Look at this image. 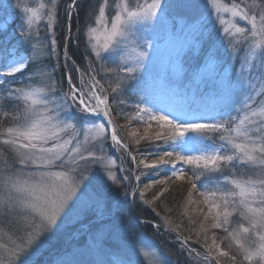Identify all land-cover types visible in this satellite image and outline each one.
<instances>
[{
    "label": "snow or ice",
    "instance_id": "1",
    "mask_svg": "<svg viewBox=\"0 0 264 264\" xmlns=\"http://www.w3.org/2000/svg\"><path fill=\"white\" fill-rule=\"evenodd\" d=\"M109 0H103L99 6L96 18V28L88 27L85 33L89 42L93 34L102 27L106 36L102 48L97 44L91 45L92 53L98 60L107 61L101 67L105 75L114 78V84L108 88L112 94H122L128 80H135V90L140 95V103L135 105V115L132 119L142 123L146 129H151L155 122L159 131L151 137L142 139L149 141V147L159 151H148L140 159L139 164L145 169L163 170L170 172L167 180L173 178L182 180L188 177V169L178 167V164L187 165L191 169H200L199 173L193 171V177L199 180L205 173H221L225 168L235 172L238 165H259L264 168V121L257 122L252 119L255 116L264 117V107L253 110L256 96L264 95V0L256 3L253 7L256 13L249 14V10L241 7L236 0L225 3L224 0H205L209 11L207 16L200 10L197 0H135L130 6V0H118L114 4L115 15L109 20L106 16V8ZM78 0H72L68 5V18L71 19L73 9L78 7ZM8 7V6H5ZM16 7L22 12L24 22L21 26L20 37L28 40L33 51L30 56H18L15 50L4 49L0 46V86L5 95L0 96V119H11L14 123L0 132V156L5 152L13 154L11 163L5 158L0 167V218L19 217L26 223L17 230L18 234L9 235L12 247L0 243V249H6L7 255L0 257V264H32V257L43 243L42 237L53 228H59L58 219L61 213L64 218H70L76 208L73 197L80 190V183L84 179L78 172L81 161L97 163L103 171L98 176L101 187L111 181L112 185H119L121 179L112 171L115 162L103 155V138L107 135L104 124H95L96 119L106 120L111 128V140L121 148H127L117 135L116 125L113 121V108L109 105L108 97L101 95L106 89L104 85L91 77L92 83L89 91L84 92L72 83V78L67 77L69 90L61 93L53 86L50 78L46 82L27 88H7L16 74L23 73L29 63H36L43 55V46L39 40L32 44L34 24L44 20L46 27L53 28L56 17L58 0H49V3L41 2L39 10H43V16L38 14L35 7ZM223 13H230L232 17H238L241 21L250 24V31L245 27L238 26L225 20ZM215 16V21L221 27L219 31L232 49L239 51L237 45L249 42L247 53L241 59V64L250 65L251 69L245 74L241 70L233 80L222 78L219 84L221 94L228 97L233 103H241L239 97H243L241 108L235 109L236 116L230 112H221L223 117L214 123H199L196 111L190 107L161 104L156 94V86L147 73L145 61L150 59L149 50L154 49L155 42L147 36L136 37V26L140 24L160 23L166 25L170 18L180 17L186 22L187 28L192 32L204 29L207 17ZM259 17V19L257 18ZM227 25V26H225ZM7 22H0V31H6ZM69 38L71 25L68 27ZM247 33V34H246ZM38 35V30H37ZM140 39L143 43H140ZM52 47L49 49L55 53L56 39H51ZM106 53L107 56L102 55ZM65 59H71L67 50L64 52ZM207 60L213 64L214 54L209 50ZM111 66H108V65ZM144 69L145 76H137L138 71ZM40 75L43 70L36 69ZM31 80V77H29ZM99 89V91H97ZM7 102L12 104L15 111L6 110ZM124 104L123 100L118 101ZM143 104V107L141 106ZM167 113V114H164ZM120 113H117L119 115ZM171 117V118H170ZM259 123V127H249ZM85 124H91L97 128V138L101 145L96 151L85 150L79 135L84 134V142H90L88 134L84 130ZM76 136L64 139V135L75 131ZM259 132L260 135H253ZM196 134L195 136L188 135ZM207 133H220L219 139L223 142L216 145L206 141L212 140ZM135 135V134H134ZM153 141L159 143H153ZM195 144L194 148L186 147L189 142ZM75 142V146L72 147ZM139 143V140L136 141ZM97 152L101 154H97ZM78 157V159H77ZM136 160V157H132ZM150 161V163H146ZM53 169H59L53 171ZM139 179V177H137ZM164 183L163 180H154L152 184ZM192 189L197 190L203 198V203L209 205V213L212 214L213 222L211 229H223L228 237L237 245L239 254L248 264H264V178L235 179L224 176L223 181L216 182L215 190H199L192 178H189ZM152 184L145 185V190L150 189ZM223 185H231L235 191L227 190ZM82 192V190H81ZM144 191H140V198H144ZM259 194L260 199L255 201L259 207H253L248 202V197L255 198ZM127 196L128 193L126 192ZM136 195V190L132 193ZM154 196V199H157ZM150 203L149 201H144ZM230 205L232 206L230 209ZM237 205L243 209L241 213L250 214L249 226L242 224L238 229L229 232L226 225L229 218L237 211ZM216 209V211H213ZM194 223V221H193ZM261 229L260 231H256ZM2 230V229H0ZM175 230V229H173ZM200 231L206 232L204 224L200 225ZM253 232L257 243L254 246H245L240 239L241 234ZM199 232L197 235L199 236ZM15 236V238H13ZM207 240V236H205ZM181 245L188 247L187 238L181 239ZM107 241L100 240L98 252L101 257L95 264H133L131 259L126 258L125 252L133 250L142 258H155V253H150L136 248L135 241H125L124 250L111 253L105 250ZM209 250H215L221 257L229 256V252L223 251L216 241L213 233L212 243ZM189 254L195 252L194 248L188 247ZM198 256L199 253H196ZM205 260L211 261V255H205ZM232 264H236V255L230 257ZM138 264H143L142 261ZM151 264V260L149 261ZM219 264V261H217Z\"/></svg>",
    "mask_w": 264,
    "mask_h": 264
},
{
    "label": "rangeland",
    "instance_id": "2",
    "mask_svg": "<svg viewBox=\"0 0 264 264\" xmlns=\"http://www.w3.org/2000/svg\"><path fill=\"white\" fill-rule=\"evenodd\" d=\"M41 2L47 4L49 0H0V22H7L8 24L6 31H0V44L10 43V46L6 45L4 49H14L15 54L18 56L22 55L28 57L31 55L33 49L28 40L19 35L21 26L24 22V16L16 5L20 4L21 7H35L38 9V14L43 16V10H39V4ZM102 2L103 0L99 3L95 15L92 17L88 27H97L95 21L98 16L99 6ZM116 2H118V0H109L105 10L109 20V27L111 17L115 15L114 4ZM197 2L201 6L200 10L204 11L207 16L209 9L205 4V0H197ZM224 2L231 3L232 0H224ZM236 2L239 3L241 7L247 8L251 15L257 11L253 5L260 3V0H237ZM134 4L135 0H130V6ZM64 5H67V0H58L57 17L53 28L50 29L46 27L43 19H41L38 24H34V38L32 44H35L38 39L40 45L43 46V55L38 58L36 63H29L23 73L16 74L14 78H8L11 82L7 84V88H27L40 84L41 82H46L50 78L51 82H54L53 86L55 88L57 84L60 86L59 91L61 93L69 90L67 80L65 85V80L63 82L62 79L60 81L58 78H53L55 67L48 61L52 55L54 56L60 53L57 40L55 53H52L49 49L52 47L51 39L53 36L57 39L58 31L56 27L60 28L59 20L62 16L61 12L63 11ZM223 16L225 20L230 23H236L238 26L245 27L250 31V24L247 21H241L238 17L234 18L230 13H223ZM257 18L259 19V17ZM71 19L69 20L68 18V21L70 22ZM220 27L221 26L216 23L214 15L207 17L204 29L199 32L190 31L186 26V22L178 16L170 18L166 25L155 22L153 24L137 25L136 37L142 38L147 36L150 40L155 42L154 49L149 50L150 59L145 61L147 73L150 74L152 72L154 74V71H164L165 73L167 71L166 73L170 72L172 76L174 75L173 77L181 79L182 84H193L194 88L202 95L217 93V96H219L220 94H218L217 87L218 81L211 80L210 77H208L214 73L216 67L221 71V79L226 75L225 78L233 80L238 78L237 74L241 70L247 74L251 69L250 65L242 66L241 59L238 58L243 57L247 53L248 43H250V41L237 45L239 50L237 52V50L231 48L228 41L224 38V34L219 31ZM175 31L176 33L174 34ZM84 32H87V29ZM105 39L104 30L100 27L98 31L93 34L91 43L87 36L88 48L92 52L91 45L97 44V40L98 48H102ZM140 41V43H143L142 39H140ZM65 50H67V45L62 46V59L60 64L63 65V71L67 76L70 75V68L64 56ZM209 50L214 54L215 62L213 64H210L207 60ZM102 55L107 56V54L103 52ZM95 59L99 62L98 71L100 83L103 85L114 84V78L110 74L105 75L103 71H101V67L108 62L106 60H98L96 57ZM108 66L111 65L109 64ZM0 67H2V65H0ZM36 69L43 70L44 75H40L39 72L35 71ZM139 72L142 73L141 75L143 76L146 75L144 69H141ZM137 76L139 77L140 75L137 73ZM29 77H31V80ZM101 79L103 81H101ZM221 79L218 80L221 81ZM77 81H80L77 88L81 87V90L84 92L89 91V86L92 83L91 77L87 80L85 73L82 74L80 72ZM17 84L18 86H16ZM126 86L127 83L125 84V90ZM3 87L4 86H0V96L5 95ZM104 88L107 91L101 93V95L108 97L106 92L111 93V91L106 86H104ZM97 91H99V89H97ZM114 98V106L120 113L119 115L115 113V117H113L114 124L117 126V132L119 129V137L122 143L127 144L128 147L125 149L116 146L110 140L106 126L107 135L104 136L102 144L103 155L106 160L110 159L115 162V167L112 171L121 179V183L119 185H112L111 181H108L106 185L101 187L98 176L102 175L103 171L100 166L92 161H81L78 166V172L83 174L84 179L81 181L80 190H78L76 194L79 199L77 200L76 197H73V201H70V205L71 203H75L76 208L70 218L65 219L64 214L61 213V218L57 221L59 228H53L51 232L46 233L45 237L41 238L43 243L33 255L32 264H95L99 259H106V257H101L98 252V245L101 239L107 241L105 250L111 253L123 251L126 240L135 241L136 248L155 253V258L144 259L133 250L125 252L126 258L131 259L133 264H138L140 261H142L143 264H149L150 260L151 264H179L178 258H180V250L183 248L188 250V247L195 249V252L191 255L188 251V255L194 258L195 261L203 264H217V261H219V264H232L230 260L232 255H236V264H248V262L243 260L242 255L239 254L237 245L231 237H228L227 232L223 229L210 228L213 218L212 214L209 213V205L203 203V198L198 194L197 190L192 189L189 183V178H192L195 183L196 179L193 177V171L199 173L201 170H193L187 165L178 164V167H189L188 177L182 180L175 178L167 180L166 177L171 175L170 172L161 170L157 173L156 170L145 169L143 165H140L139 161L143 158L141 154H147V152L137 151L136 146L144 141L149 143L148 140L142 139V137H151L155 132L159 131V128L155 122H152V128L146 129L142 123L132 119L135 115V109L132 108L129 110L128 96L123 93L114 94ZM239 99L241 103L232 102L225 112H230L231 115L236 116L237 112L235 109L241 108L243 97L241 96ZM119 100H123L125 103L119 104ZM5 103L12 107V104L17 102L13 101L9 103L5 101ZM226 104L228 105L227 100ZM262 107H264V95L256 96L252 109L259 110ZM209 116H211V114ZM209 116L207 115L205 118H201L200 115L196 122L214 123L223 118L221 115L212 118V114V119L209 118ZM252 119L257 122L264 121V117L261 116H255L252 117ZM11 122L12 124L14 123L12 120ZM95 124L99 125L103 123L95 121ZM259 126L258 123L249 127L255 128ZM84 130L87 132L90 142H84L83 133H81L78 138L83 145L81 151L87 155V151L85 150L96 151L101 145V140L97 138V128L91 124H85ZM77 132H80L79 128L75 131L66 133L64 139L70 136H76ZM260 134L259 132H253V135ZM188 135L195 136L196 134L189 133ZM207 135H210L212 140L206 141V143L211 144L215 142L216 145L223 143L219 139L220 133H207ZM137 140H139V143H136ZM153 143L159 142L153 141ZM74 146L75 142L72 147ZM186 147L194 148L195 144L190 141ZM155 150L159 151V149ZM8 153L9 155L11 154L10 152ZM97 154L99 155L101 153L97 152ZM10 156L14 158L13 155ZM133 156L136 157V160L132 159ZM4 160L5 155L0 156V167L3 166ZM146 163H150V161H146ZM58 170L59 169H53V171ZM224 176L238 180L264 178V168L259 165L253 166L249 164L238 165L235 172L231 171L229 168H225L223 174L212 172L205 173L201 176L202 178L200 177L202 183L197 186V189L201 191L215 190L216 182H222ZM137 177H139V179H137ZM154 180H163L164 183L152 184ZM148 184H152V187L145 190V185ZM173 187H176L177 190H175V188L173 189ZM222 187H225L227 190L235 191L230 184H222ZM134 190H136L135 196L132 195ZM140 191H144L145 193L143 199L140 198ZM126 192L128 193L127 196L125 195ZM169 192L172 193L169 194ZM168 194L170 196H165ZM154 196L158 198L154 199ZM259 199V194H257L255 198L249 196L248 202L251 203L253 207H259L260 205L255 203V201ZM145 200L150 203H145ZM137 203H141L145 207L148 206L154 213L161 216L155 221L159 231L162 229L161 233L166 234V232H169L172 224L181 226L183 231L189 234V236L185 235L180 237V239L187 238L188 247L182 246L180 240L176 239L173 243L178 244L179 251L173 252L164 248V244L161 246L156 242L157 240L152 237V235L148 234V232L143 229L144 227L138 222L140 219L137 217L136 220H134V218L130 216L132 213L127 211V209L135 208ZM231 207L230 205V209ZM213 211H216V209H213ZM242 212L243 209L237 205V211L229 218V223L226 225L229 232L238 229L241 224L244 227L249 226V219L246 217L250 214L245 213L244 216H242ZM25 223L26 222L19 219V217L0 218V229H2L0 230V243L8 244L9 248H11L12 245L9 240V235L14 233L18 234L17 230ZM201 224H204L205 229H207L206 232L200 231ZM260 230L261 229H257L256 231ZM197 232L200 233L199 236ZM213 233H215L216 241L220 244L221 250L229 252V256L221 257L216 254L215 250H209ZM205 236H207V240H205ZM13 238H15V236H13ZM240 239L245 243L246 247L254 246L255 243H257L253 232L248 234L242 233ZM196 253H199V255L197 256ZM6 255L7 250L0 249V257ZM205 255H211L213 259L211 261L205 260Z\"/></svg>",
    "mask_w": 264,
    "mask_h": 264
},
{
    "label": "trees",
    "instance_id": "3",
    "mask_svg": "<svg viewBox=\"0 0 264 264\" xmlns=\"http://www.w3.org/2000/svg\"><path fill=\"white\" fill-rule=\"evenodd\" d=\"M71 2L72 0H67V5L63 6V11L61 12L62 16L59 20L60 28L56 27V30L58 31V36L56 40L58 42L57 44L60 53L54 56L52 55L48 59V61L51 62V64L55 67L53 78L56 79L58 78L60 81L62 79L63 82L65 80L64 82L65 85H66V73L63 71L62 68L63 65L60 64L62 57L61 51L63 45L64 46L67 45V53L68 56L71 58L66 60V62L68 64V67L70 68L69 73L73 82H75V80L76 82H79L77 80H78V76L80 75V72L82 74L85 73V75L89 77L92 71V67L95 66L96 68L99 66V62H97L93 53L88 48L87 37L85 34L86 32L84 31H86L88 24L91 22L92 17L95 15V12L101 0H78L79 6L73 9L74 14L72 15V19L69 22L67 12H68V5ZM69 24L71 25L70 38L68 32ZM131 82L132 80H128L126 82L127 83L126 90L123 92L124 95L128 96L127 100H130V93L128 91V88L131 86ZM16 86H18V84ZM59 87L60 86H58L57 84L56 88L58 90ZM109 98L114 113H119V111L114 106V102H115L114 94H112ZM132 100H136V98L133 97ZM5 104H6V110L8 111L16 110L13 107H10L9 104L7 103ZM10 125H12L11 119H0V132H2L3 129H5ZM136 149L137 151L140 152L156 151L154 148H150L149 143L146 141L140 142L136 146ZM5 158H7L10 163L14 159L12 156L9 155L8 152L5 153ZM174 188L175 190H177L176 187H173V189ZM170 193L172 192H169V194ZM169 194L165 196H170ZM134 209L136 212V216L140 219H144L148 221H157L161 217L158 214L154 213L148 206L145 207L141 203H137ZM127 211L132 213L131 208L127 209ZM130 216H133V213L132 215L130 214ZM140 224L144 227L143 229H145L148 232V234L152 235V237H154L157 240L156 242H158L161 246L162 244H164L165 245L164 248H167L173 252H176L178 250V244L173 243V241L176 239L179 240L178 237L181 236L182 237L185 235L189 236V234L186 231L184 232L182 227L177 224H172L170 226L169 232H166V234L161 233L162 230L160 232H157L154 229L153 225L150 223H140ZM179 257H180L178 258L179 264H203L201 262L195 261L194 258L190 257L188 255V250L184 248L180 250Z\"/></svg>",
    "mask_w": 264,
    "mask_h": 264
}]
</instances>
